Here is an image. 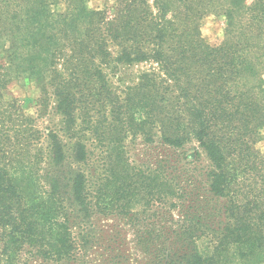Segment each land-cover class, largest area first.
<instances>
[{
	"label": "trees",
	"instance_id": "trees-1",
	"mask_svg": "<svg viewBox=\"0 0 264 264\" xmlns=\"http://www.w3.org/2000/svg\"><path fill=\"white\" fill-rule=\"evenodd\" d=\"M57 4L0 0V257L261 264L264 0ZM210 12L229 20L216 45L199 29ZM13 71L40 81L43 114L57 116L45 132L3 97ZM128 139L195 141L208 165L195 166L198 153L146 163Z\"/></svg>",
	"mask_w": 264,
	"mask_h": 264
},
{
	"label": "rangeland",
	"instance_id": "rangeland-1",
	"mask_svg": "<svg viewBox=\"0 0 264 264\" xmlns=\"http://www.w3.org/2000/svg\"><path fill=\"white\" fill-rule=\"evenodd\" d=\"M245 2L246 4H249L252 0H245ZM85 4L91 10L104 9L111 13L113 11L111 9L116 7V0H85ZM64 7V0H58L56 9L62 10ZM228 23L229 20L225 14H222V12H210L202 17L199 23V29L202 36L209 44L216 45L223 42L226 38ZM7 62L4 53L0 51V64L5 65ZM148 67L149 63H142L126 68L124 70L125 82H130L131 78L135 77V74L138 71ZM262 73L264 81V69L262 70ZM8 77L9 80L7 87L3 92V97L6 100H14L17 107L21 108L26 115L32 117L34 125L41 132H45L47 128L52 127L57 121V116L50 113V111L49 113L45 112V114H43L42 107L39 105L40 81L34 79V76L24 72L19 73L13 71ZM40 141L44 142V139L41 138ZM255 147L264 155V127L260 130V139L256 142ZM127 150L131 153L133 158L145 160L146 163H149V161L153 163L157 158L160 159L161 157L166 156L171 159L176 158L181 162L186 160L191 161L194 159L193 154L198 153L199 157L198 161L194 163L195 166L200 169L208 165L204 152L198 147L195 141L184 146L182 149L169 150L166 146H161V144L156 143V140L153 144L145 145L144 143H140L139 139L136 141L128 139ZM12 256L14 257L9 259L6 255H2L0 257V264H42L38 261H28L24 250ZM261 264H264V258Z\"/></svg>",
	"mask_w": 264,
	"mask_h": 264
}]
</instances>
